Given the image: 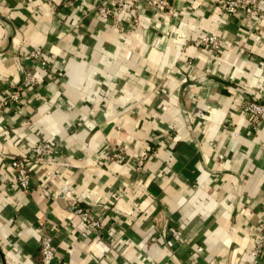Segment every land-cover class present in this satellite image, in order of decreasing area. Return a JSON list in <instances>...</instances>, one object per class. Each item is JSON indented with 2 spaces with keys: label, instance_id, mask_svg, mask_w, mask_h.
I'll use <instances>...</instances> for the list:
<instances>
[{
  "label": "crops",
  "instance_id": "0c3cea01",
  "mask_svg": "<svg viewBox=\"0 0 264 264\" xmlns=\"http://www.w3.org/2000/svg\"><path fill=\"white\" fill-rule=\"evenodd\" d=\"M168 1L116 24L97 13L110 0H0V94L38 78L0 111V264H40L42 233L66 264H251L264 126L241 107L264 104V2L251 23L217 0ZM38 140L60 156L32 166L26 193L9 161ZM77 207L100 222L88 238Z\"/></svg>",
  "mask_w": 264,
  "mask_h": 264
},
{
  "label": "built area",
  "instance_id": "2783aa9c",
  "mask_svg": "<svg viewBox=\"0 0 264 264\" xmlns=\"http://www.w3.org/2000/svg\"><path fill=\"white\" fill-rule=\"evenodd\" d=\"M31 2V0H26ZM142 1L147 7L152 8L158 12H166L169 7L168 0H110L108 5H100L97 9L98 15L102 19H112L116 24L119 23V18L124 14L129 17V22H137V9L138 5ZM46 3L51 4L53 0H45ZM221 10L227 16H242L246 20L253 23L257 17H259L260 3L264 0H217ZM115 28L117 26H114ZM197 46H209L214 52H217L220 48L217 37L204 36L195 41ZM25 59L37 60L43 69L47 68V62L42 58L41 53L38 51L28 52ZM22 84L17 89H8L5 93L0 94V111L7 109L11 104H18L20 102L21 91L23 89H29L38 84V78L31 72L25 71L22 73ZM61 77L62 73H58ZM165 93V90H160ZM242 112L253 121L254 126L259 128L264 126V104L256 101H245L241 107ZM148 152H142L136 163L137 170L139 171L144 162L148 158ZM59 145L54 142H46L38 140L31 149L27 156H13L10 158V167L14 173V179L19 188L24 192H29L31 185V168L33 165L43 163L49 160L51 157H59ZM109 159L118 164L125 163L127 157L124 152L120 150H113L109 152ZM78 217L81 225V237L88 238L91 234L97 232L100 229V222L92 215V213L86 209L77 207L73 211ZM172 239L178 241L180 239L179 232L170 227L168 229ZM201 249L198 248L197 252ZM39 255L40 264H66L56 258L55 250L52 244L51 237L42 233L39 241ZM251 264H262V258L264 257V218L260 223L259 234L253 241V248L250 252Z\"/></svg>",
  "mask_w": 264,
  "mask_h": 264
}]
</instances>
